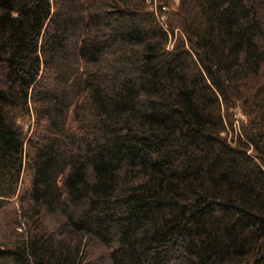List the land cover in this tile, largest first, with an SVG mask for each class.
Listing matches in <instances>:
<instances>
[{
    "label": "trees",
    "instance_id": "1",
    "mask_svg": "<svg viewBox=\"0 0 264 264\" xmlns=\"http://www.w3.org/2000/svg\"><path fill=\"white\" fill-rule=\"evenodd\" d=\"M156 2L0 0V264H264V0Z\"/></svg>",
    "mask_w": 264,
    "mask_h": 264
},
{
    "label": "rangeland",
    "instance_id": "2",
    "mask_svg": "<svg viewBox=\"0 0 264 264\" xmlns=\"http://www.w3.org/2000/svg\"><path fill=\"white\" fill-rule=\"evenodd\" d=\"M164 1L166 3V6L162 5L163 8H161V13L158 15L160 16V21L163 22L166 16V12L170 10H174L177 5L179 0H160ZM150 0H147L148 4V9H153L155 7L156 0L153 1L152 4H149ZM159 12V10H157ZM177 29L174 30V36L169 37V40L166 44L167 47H171L172 44L174 43V39L176 38L177 35H180ZM66 46L70 47V40L66 41ZM119 45L116 46H110L108 50L115 49V47H118ZM38 87L40 88H48L50 89L52 87V82L51 80H48L47 77H43L38 84ZM226 115L228 116L230 114V118L228 119L233 123V127L235 129L239 128L241 122H245L246 118L244 113L242 112L241 107L238 105L236 102L233 106L228 108L227 111H225ZM35 118L32 113L28 114L27 116L23 117H18L17 118V124L19 127L22 128V132L25 135V139L31 140L36 138V135L41 133V127L38 121H35ZM28 149V143L26 142L25 144V150ZM64 151V150H63ZM65 152V151H64ZM29 179H30V173L25 167H23V170L20 174V179H19V184H18V194H16L14 197L10 198L9 201L4 203V208L1 210L0 213V241H2L3 237L5 239H12L14 237H18L17 234H23L24 230L26 229L24 223H22V218H19V200L18 196L24 189L28 188L29 186ZM13 218H17L19 221H11ZM16 226V227H15ZM15 227V228H14ZM12 230H11V229ZM14 228V229H13Z\"/></svg>",
    "mask_w": 264,
    "mask_h": 264
}]
</instances>
